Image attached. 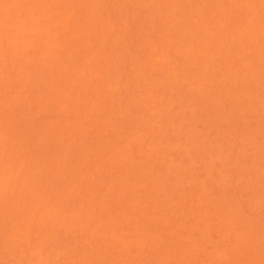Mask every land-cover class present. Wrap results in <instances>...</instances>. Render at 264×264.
I'll list each match as a JSON object with an SVG mask.
<instances>
[{
    "label": "rangeland",
    "instance_id": "obj_1",
    "mask_svg": "<svg viewBox=\"0 0 264 264\" xmlns=\"http://www.w3.org/2000/svg\"><path fill=\"white\" fill-rule=\"evenodd\" d=\"M0 264H264V0H0Z\"/></svg>",
    "mask_w": 264,
    "mask_h": 264
}]
</instances>
